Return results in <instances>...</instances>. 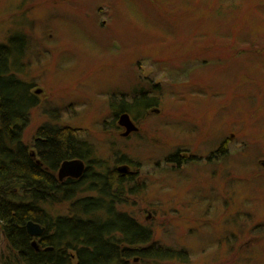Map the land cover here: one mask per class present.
Returning a JSON list of instances; mask_svg holds the SVG:
<instances>
[{"label": "rangeland", "instance_id": "374dc122", "mask_svg": "<svg viewBox=\"0 0 264 264\" xmlns=\"http://www.w3.org/2000/svg\"><path fill=\"white\" fill-rule=\"evenodd\" d=\"M13 38L38 99L31 150L51 124L98 162L131 160L140 193L119 211L187 252L170 264H264V0H0V45ZM142 93L153 108L120 140L116 107Z\"/></svg>", "mask_w": 264, "mask_h": 264}, {"label": "trees", "instance_id": "16d2710c", "mask_svg": "<svg viewBox=\"0 0 264 264\" xmlns=\"http://www.w3.org/2000/svg\"><path fill=\"white\" fill-rule=\"evenodd\" d=\"M14 39L10 45H0V225L7 241L4 250L0 249V264L187 262L185 250L155 243L151 228L119 211L124 202L115 188L123 182L115 169L98 173L101 168L89 166L80 180L59 182L57 172L64 161L92 156L93 162H98L94 148L80 141L71 128L41 127L34 145L41 164L31 157L23 134L38 99L31 86L12 72L20 56ZM134 98L133 103L122 102V107H116V114H145L153 106L154 100L144 93ZM88 191L97 197H81ZM57 204H68L71 215H51L48 208ZM29 221L45 228L39 239L40 251L32 246L33 238L26 229Z\"/></svg>", "mask_w": 264, "mask_h": 264}, {"label": "flooded vegetation", "instance_id": "af4514ba", "mask_svg": "<svg viewBox=\"0 0 264 264\" xmlns=\"http://www.w3.org/2000/svg\"><path fill=\"white\" fill-rule=\"evenodd\" d=\"M37 92H41V90L36 91V93ZM125 114H127L129 116L130 120L132 121V123L137 128V131H133L131 133H128L126 127L121 124V122H122V116L125 115ZM114 117H115V120H116V124H113L112 126L115 125L116 130L119 131V138H120V140L129 141L134 136H136V135H138L140 133V131H141L140 124H139V122L137 120V117L134 114H129V113L116 114V113H114ZM32 151H34L36 153V151L34 149L31 150V152ZM172 156L173 157L171 159H169V161L172 162V164H174V165L182 164L183 163V160L185 161V158H182L178 154L172 155ZM36 157L38 159L37 153H36ZM91 157L92 156H90L88 158L90 160H88V159L87 160H83V159H80V158L73 159V160H81L84 163V166H85V168H84V174L87 171V169H88L89 166H92V168H95V169L101 168V170H99V171L97 170L98 173L100 171H104L105 173H108L109 171H114L113 169H115L118 173H120L121 179H122L121 181L123 182L122 186L115 188V191L116 192L119 191V194L122 195L123 197L125 195L126 196H130V195H134L135 193L138 194V192L140 193L139 186L136 185L137 179L139 178V172L138 171L135 172V171L131 170V168L134 167L133 166V162L131 160L126 159L127 157L124 156V157H121L119 159H116V157H115L116 162H115V159H114V161H112L111 164H109L108 161L96 162L95 163V162H93V160L91 159ZM199 159L200 158H198V159L196 158V159H193V160L195 162H201V160H199ZM189 160H191V159L188 158V162H189ZM193 160H191L190 162H192ZM66 161H72V160H66ZM66 161H64V162H66ZM61 165H60V167H61ZM112 165H114V166L112 167ZM94 166H96V167H94ZM60 167H59V169H60ZM59 169H58V172H59ZM93 170L94 169H92V171ZM94 173L95 172H93V174ZM216 173H218V171ZM84 174L82 175V177L84 176ZM81 178H79V179L70 178V179L80 180ZM68 179L69 178L64 179L63 181H61L58 178L59 182H61V183L64 182V181H66V180H68ZM130 186H132V187L130 188Z\"/></svg>", "mask_w": 264, "mask_h": 264}, {"label": "water", "instance_id": "95a60500", "mask_svg": "<svg viewBox=\"0 0 264 264\" xmlns=\"http://www.w3.org/2000/svg\"><path fill=\"white\" fill-rule=\"evenodd\" d=\"M39 93L40 92H37V94ZM121 124L126 127L128 133L137 131V128L132 123V121L130 120L127 114L122 116ZM31 157L34 158L38 164H40V161L37 159L36 153L34 151L31 152ZM84 168H85L84 163L81 160L66 161L61 165L59 169L58 178L61 181L67 178L79 179L84 174ZM27 231L32 237H40L45 233L44 228H42L39 224L32 221L28 222ZM33 247L38 249L36 242L33 243Z\"/></svg>", "mask_w": 264, "mask_h": 264}, {"label": "bare ground", "instance_id": "6f19581e", "mask_svg": "<svg viewBox=\"0 0 264 264\" xmlns=\"http://www.w3.org/2000/svg\"><path fill=\"white\" fill-rule=\"evenodd\" d=\"M81 197H86V198H94V197H97V194L95 193V192H92V191H88L87 193H85V194H81ZM127 196L125 195L124 197L122 196V195H120V198H121V200H123V199H125ZM124 202V201H123ZM57 205H59V204H57ZM65 206H67L69 209H70V207H69V205L68 204H64ZM64 205H60V206H64ZM55 206V205H54ZM71 211V210H70ZM50 212V211H49ZM52 215V214H51ZM71 214H68L67 216H70ZM54 216V215H53ZM55 217H58V216H55ZM30 222V221H29ZM28 224V223H27ZM42 227V226H41ZM42 228H44V227H42ZM26 229H27V225H26ZM45 229V228H44ZM28 232V231H27ZM29 234V233H28ZM30 235V234H29ZM4 236V235H3ZM31 236V235H30ZM43 236V235H42ZM42 236H40V237H32L33 238V242H32V246H33V243L34 242H36L37 243V246H38V249H36V248H34L36 251H40L41 250V248H42V246H41V244H40V242H39V239L42 237ZM7 243V242H6ZM7 245V244H6ZM47 250H53L52 248H48ZM137 261H139V259H135V262H137Z\"/></svg>", "mask_w": 264, "mask_h": 264}]
</instances>
